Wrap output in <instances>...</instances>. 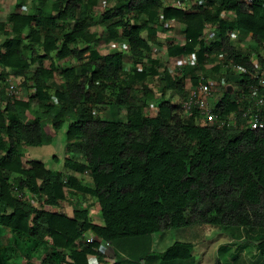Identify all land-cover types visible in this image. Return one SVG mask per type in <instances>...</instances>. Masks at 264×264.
<instances>
[{"label":"trees","instance_id":"16d2710c","mask_svg":"<svg viewBox=\"0 0 264 264\" xmlns=\"http://www.w3.org/2000/svg\"><path fill=\"white\" fill-rule=\"evenodd\" d=\"M14 1L15 11L0 20V83L7 84L8 70L23 77L38 106L0 89V264H30L37 256L41 264H108L87 232L114 248L116 264H194L189 242L156 255L147 249L155 234L194 227L251 240L264 264V130L218 129L202 125L196 110L185 113L186 72L163 70L152 50L194 55L199 68L211 64L216 72L224 65L264 71V0H113L100 18V0ZM210 26L216 39L206 42ZM174 27L184 42L170 35L160 42ZM232 33L251 37L253 52L235 45ZM104 39L126 48L103 54ZM237 77L244 91L256 84ZM153 78L180 103L164 91L158 98L147 85ZM199 81L193 76L192 86ZM230 100L226 94L219 105L225 113L238 109ZM102 107L127 113L106 120ZM67 123L64 170L24 162L25 148L50 145ZM88 198L100 224L84 206ZM7 232L18 237L16 247L3 244Z\"/></svg>","mask_w":264,"mask_h":264},{"label":"rangeland","instance_id":"374dc122","mask_svg":"<svg viewBox=\"0 0 264 264\" xmlns=\"http://www.w3.org/2000/svg\"><path fill=\"white\" fill-rule=\"evenodd\" d=\"M116 4H117L116 1H113V0H100L98 8L96 9V14H97L96 16L100 18L102 14H104L105 12L109 10H113ZM187 4H189V2ZM174 5H177V4H174ZM14 11H15V1L14 0H0V20H5ZM93 26H94V30L98 31L101 35L104 33L99 23H94ZM171 27L172 26L169 25V27L167 28L169 29ZM170 30L173 31V29H170ZM169 35L171 37L170 40H172L175 43L184 42V37L182 36V32L181 30H179L178 27L175 28V31L173 32L161 34V40L166 42V38H169L167 37ZM4 39L5 37L0 36V44L3 43ZM215 39H216V27L210 26L207 28L205 40L206 42H212ZM232 40L235 45L241 46L242 49H244V52L246 53L253 52L252 47H254L253 45L254 41L252 40L251 37H244V36L241 37L240 35L239 36L237 35V36L232 37ZM124 48H126L125 45L122 47L117 46V45L115 46L113 43H110L108 39H104L100 43V51L103 54H107L113 51L123 50ZM260 55L262 58H264V51H262ZM153 57L159 59L162 63L163 70L167 69L168 72L171 73L173 76L179 75L180 77H182L185 71L186 72L185 84H186L187 91L190 90L192 87V77L193 76L206 77V79L210 83H214L219 88L221 95L222 94L223 95H226V94L237 95V92H238L237 90L241 88V85L239 82L240 79L237 77L238 74H236L234 71H231V70H229L228 72L230 73L232 72V73L228 74L227 72L228 68L225 65L222 67V70L220 72L214 71V65H211V64L206 65L203 68H199L194 55H185L178 59L177 58L171 59L167 56L166 53H164L161 50L159 46H153ZM254 60L256 61V55H254ZM128 62H130V59L127 56V66L125 68L126 71L129 70ZM233 73L236 76L233 75ZM57 81H58V84H61V80L59 76H57ZM23 82H24L23 77H17L10 70H8L7 84H5V82H1L0 89L5 86L4 88L5 90H7V95H8V91L10 87L15 86L14 90L16 92V96L20 97L21 99L32 100L31 98H32L33 92L28 87L23 86ZM147 85L155 91L156 96L158 98L161 96L162 92L164 91L166 93V98L168 97L170 98L174 96L172 98V101L180 103L181 97L179 95H174V94L172 95L170 93L171 91H168L167 89H165L164 88L165 86L162 84L161 80H159L158 78L151 79V81H149ZM52 93H54L53 89H52ZM136 95L138 96L137 100H139L141 94L138 92ZM8 97L10 96L8 95ZM31 103H32L33 108H37L38 106L37 100H32ZM126 113H127V110L125 108L102 107L100 108L98 114L99 116H101L103 119H106V120H112V119L118 120L121 118H125ZM153 113L155 114L156 110L150 107V110H148V114L153 115ZM68 126L69 124L67 123L66 126L61 131H59V133L53 138V142L50 145H46L43 147L25 148L24 162H28L31 160H39V161H43L47 165V167L51 170H55V171L64 170V162H65V157L67 155L66 133H67ZM12 176L14 178L16 177V175H12ZM88 180L89 179L87 177H84L85 182H87ZM86 205L90 206L89 208H90V211L92 212L91 215L93 216L92 218L94 222L101 223V215H100V211H99V208L96 202H94L93 199L88 198V201L85 202L84 206L86 207ZM62 210L66 214L67 213L70 214L72 212L69 206L62 208ZM194 228H196L195 230L199 229L201 230L200 232L204 233V230H202L201 227H194ZM189 229L192 230L193 228H185V229L183 228V229L169 231L164 234L163 233L155 234L151 238L148 239L149 243L147 245V249L149 250L150 248L151 250L150 253L153 255H156L155 253H159L161 250H164L168 244L174 243L178 240H183V241L187 240V236H185V234L190 232ZM205 230L206 232L216 231L217 232L216 235L217 234L220 235L219 233H221L220 230L217 231V230L210 229V228H207ZM216 235L209 239L216 238ZM204 239L206 240L207 238H204ZM242 242H243L244 247L241 250V254H239L238 256L237 261L241 260V262L244 261V262H247V264L256 263V260L258 259L256 255L258 254V251L256 247L253 246L255 245V243L251 242V240L248 241L247 243H245L246 241H242ZM203 243L204 242H202L201 244ZM205 245L207 246V243ZM216 246L217 244L214 242L209 248H207L210 255L215 253ZM205 250L206 249H204L203 251ZM231 250L235 252L234 248H232ZM146 251L147 250L145 249L144 252ZM200 251L201 250H199V247L195 251V255L198 261H200V257H201ZM232 255H234V253ZM229 256H230V253L228 255L224 254L222 256L223 260H225L226 258L230 260L231 256L230 257ZM233 257L235 258V256ZM233 262L235 261H232V263ZM229 263L232 264L231 261ZM257 264H260V263H257Z\"/></svg>","mask_w":264,"mask_h":264},{"label":"built area","instance_id":"2783aa9c","mask_svg":"<svg viewBox=\"0 0 264 264\" xmlns=\"http://www.w3.org/2000/svg\"><path fill=\"white\" fill-rule=\"evenodd\" d=\"M205 5V0H189V5ZM239 36V33H232L231 36ZM228 70L234 71L238 75L246 74L256 84H251L247 91L241 86L237 90V95L231 94V103L238 105V109L230 113H225L219 105L225 95H221L219 88L210 83L204 76H199L200 81L196 86L188 90V97L182 102L185 113L198 111L199 122L202 125L216 127L218 129H240L250 128L252 130H264V71L260 66H256L254 71L239 65H228ZM15 86H11L8 95L20 99L16 96ZM89 243L98 242L100 250L104 253V261L108 264L118 262L117 253L114 248L98 239L90 232L84 234ZM91 264H100L97 258L91 259Z\"/></svg>","mask_w":264,"mask_h":264},{"label":"crops","instance_id":"0c3cea01","mask_svg":"<svg viewBox=\"0 0 264 264\" xmlns=\"http://www.w3.org/2000/svg\"><path fill=\"white\" fill-rule=\"evenodd\" d=\"M160 42L165 43V41L161 40V38H160ZM152 50H153V47H152ZM162 51H163V49H162ZM176 58L178 59L180 57H176ZM171 59H175V58H171ZM56 82L58 83L57 80H56ZM58 171H62V170H58ZM72 212L70 214L67 213V215H72ZM90 213H92V212L90 211ZM195 229L196 228H193L192 230L189 229L190 232L185 234V236H187V240H184V241L183 240H178V241H181V242L192 243L194 245V247H195L194 253H195L196 249L199 247V250H201L200 251V254H201L200 261H198L196 255H195L194 264H230L229 263L230 261H231V263H232V261H235L232 264H247V262H244V261L241 262V260L237 261V258L239 256V254H241V250L244 247L243 242H242L243 241L242 237L238 238L237 240H232L227 234H225L223 232L219 233L220 235L217 234L218 235L217 236L216 235V233H217L216 231H214V232L213 231L212 232H206V230L204 228H201L202 230H204V233H202V232H200L201 230H199V229L195 230ZM215 235H216V238L209 239V238L214 237ZM17 238L18 237L14 233L7 232L4 235V237L1 238V239H2L4 245L16 247ZM204 238H207V239L205 240ZM178 241H176V242H178ZM176 242L168 244L167 247H165V249L161 250L159 253H164L167 249H169L171 246H173ZM202 242H204V243L201 244ZM214 242L217 244V246L215 248V253H213L214 254V256H213V254H211V255L209 254L207 248H209L212 245V243H214ZM206 243H207V246L205 245ZM232 248L235 249V252L233 250H231ZM204 249H206V250L203 251ZM210 251H212V250H210ZM229 253H230V256H231V257L229 256L230 260L227 259V258L225 260H223L222 256L224 254L228 255ZM233 253H234V255H232ZM233 256H235V258ZM38 257L39 256H37L36 258L30 260L29 263L30 264H41L39 262V260H38L39 259ZM257 257H259L258 254H257ZM122 264H138V263L125 261ZM254 264H257V262L254 263Z\"/></svg>","mask_w":264,"mask_h":264}]
</instances>
